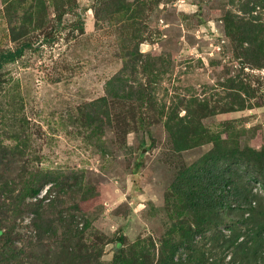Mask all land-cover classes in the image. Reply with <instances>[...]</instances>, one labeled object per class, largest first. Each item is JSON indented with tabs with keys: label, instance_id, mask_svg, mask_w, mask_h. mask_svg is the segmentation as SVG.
Instances as JSON below:
<instances>
[{
	"label": "rangeland",
	"instance_id": "374dc122",
	"mask_svg": "<svg viewBox=\"0 0 264 264\" xmlns=\"http://www.w3.org/2000/svg\"><path fill=\"white\" fill-rule=\"evenodd\" d=\"M262 1L0 0V230L13 226L18 252L9 264H64L67 250L87 259L77 264H111L119 250L121 264L156 259L177 240L171 223L186 219L173 194L183 171L218 143L264 153V59L236 55L245 45L220 20L264 23ZM197 122L206 139L184 148L175 129ZM232 169L239 190L264 202V187ZM29 184L41 186L33 198ZM212 232L190 250L218 257Z\"/></svg>",
	"mask_w": 264,
	"mask_h": 264
},
{
	"label": "trees",
	"instance_id": "16d2710c",
	"mask_svg": "<svg viewBox=\"0 0 264 264\" xmlns=\"http://www.w3.org/2000/svg\"><path fill=\"white\" fill-rule=\"evenodd\" d=\"M259 4L260 8H264V1ZM220 20L225 29V36L232 45L237 48L245 45L243 50L241 49L242 53L236 55H243L244 60H254V63L264 59V23L259 16L244 20L236 15H226ZM79 27H82L81 24ZM21 51L18 49L7 54V58L14 59ZM197 110L203 111V108L198 106ZM198 124L188 123L174 128L175 132L187 138L184 148L190 147V137H194L197 142L205 141L206 133L198 130L201 127ZM210 140L211 142H206L213 143V146L218 143V139ZM218 144L204 157L203 165L183 171L174 186L175 205L178 210L181 209H175V212L179 215L183 213L186 218L170 225V232L176 236V242L165 250H159L160 256L156 259L141 252L135 259H131L129 264H264V202L253 204L249 195L239 190L236 182H233L236 173L232 169L235 167L238 171L244 170L239 172L246 175L247 181L251 179L253 186L258 184L259 187H264V153L249 151L243 155L234 149L220 151L217 149ZM219 164L220 168L217 169ZM40 187L29 184L25 196L35 197ZM220 226L230 231L227 239L217 230ZM13 230V226L7 231L0 230V263H12L18 257L17 249L12 245ZM210 231H213L212 241H221L222 249L218 250L219 256L213 259L203 250H190L194 247L196 237ZM180 247L185 248L184 251L189 256L180 263L174 262L175 253ZM121 251L116 253L111 264L123 262ZM228 253H231V256L226 260ZM65 258L64 264H77L87 260L69 250L65 253Z\"/></svg>",
	"mask_w": 264,
	"mask_h": 264
},
{
	"label": "built area",
	"instance_id": "2783aa9c",
	"mask_svg": "<svg viewBox=\"0 0 264 264\" xmlns=\"http://www.w3.org/2000/svg\"><path fill=\"white\" fill-rule=\"evenodd\" d=\"M257 188H260L258 184H254V190H256Z\"/></svg>",
	"mask_w": 264,
	"mask_h": 264
}]
</instances>
